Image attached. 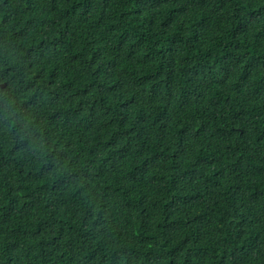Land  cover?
<instances>
[{
	"label": "trees",
	"instance_id": "trees-1",
	"mask_svg": "<svg viewBox=\"0 0 264 264\" xmlns=\"http://www.w3.org/2000/svg\"><path fill=\"white\" fill-rule=\"evenodd\" d=\"M0 264H264V0H0Z\"/></svg>",
	"mask_w": 264,
	"mask_h": 264
}]
</instances>
